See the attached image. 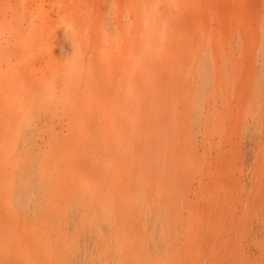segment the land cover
I'll use <instances>...</instances> for the list:
<instances>
[{"label": "rangeland", "instance_id": "obj_1", "mask_svg": "<svg viewBox=\"0 0 264 264\" xmlns=\"http://www.w3.org/2000/svg\"><path fill=\"white\" fill-rule=\"evenodd\" d=\"M0 264H264V0H0Z\"/></svg>", "mask_w": 264, "mask_h": 264}]
</instances>
